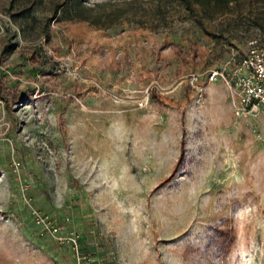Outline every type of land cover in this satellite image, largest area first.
Masks as SVG:
<instances>
[{"label":"rangeland","instance_id":"rangeland-1","mask_svg":"<svg viewBox=\"0 0 264 264\" xmlns=\"http://www.w3.org/2000/svg\"><path fill=\"white\" fill-rule=\"evenodd\" d=\"M253 44L264 0H0V264L79 263L34 209L93 264H264V112L206 78Z\"/></svg>","mask_w":264,"mask_h":264},{"label":"built area","instance_id":"built-area-1","mask_svg":"<svg viewBox=\"0 0 264 264\" xmlns=\"http://www.w3.org/2000/svg\"><path fill=\"white\" fill-rule=\"evenodd\" d=\"M195 78L198 80L199 75H195ZM206 78L209 82L221 80L227 85V97L232 103L236 119L250 118L264 112V46L253 44L247 51L230 56L223 67L210 69ZM34 213L41 234H50L64 242H73L80 259L78 264H93L91 257L81 256L78 235L64 234L56 217L42 214L36 209Z\"/></svg>","mask_w":264,"mask_h":264}]
</instances>
